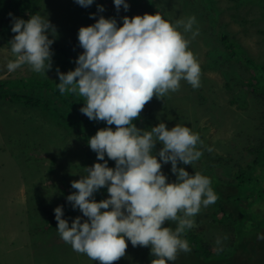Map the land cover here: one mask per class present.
Returning a JSON list of instances; mask_svg holds the SVG:
<instances>
[{"label":"clouds","instance_id":"obj_1","mask_svg":"<svg viewBox=\"0 0 264 264\" xmlns=\"http://www.w3.org/2000/svg\"><path fill=\"white\" fill-rule=\"evenodd\" d=\"M16 2L9 0L6 8L20 9L15 7ZM75 2L87 8L94 0ZM177 2L188 9V18L175 23H171V12L163 9L168 7L166 5L151 11L147 9L143 16H124L122 26H118L115 18L101 15L94 24L78 30L83 52L75 60V69L67 73L56 70L60 93L83 98L84 106L80 112L88 117L86 123L88 120L103 121L108 125L88 139L90 148L84 143L75 154L74 162L71 155L65 157L62 152L57 158L49 136H44L57 164H68L83 174L79 180L71 177V188L76 191L66 199L86 219L82 222L77 216L69 226L68 220L63 218V206H57L54 213L58 234L73 251L98 264H114L124 257L128 241L133 247H149L154 257L151 264L174 262L180 252L188 256L192 250L186 239L191 233L188 230L197 227L195 218L201 207L215 203L219 195L214 191L215 181L211 184L207 177L209 172L204 170L205 166L194 164L203 155L197 147H203L199 134L180 124L169 129L155 114L152 115L153 109H146L145 105L154 96L163 99L170 92L178 91L181 80L194 89L199 88L201 63L207 68L214 60L219 61L218 67L229 65V55L210 57L218 47L209 50L211 53L205 54L203 61L198 55L195 59L189 50L190 41L183 33L192 32L193 39L210 35V30L204 28L206 20L213 14L224 20V15L233 7L244 10L256 22L258 14L259 20L264 22V10L259 6V0ZM114 5L117 12L121 7L125 11L129 9L126 0H114ZM43 8L39 5L38 15L31 16V10L26 12L27 20L15 18L11 28L15 35L8 43L0 34L2 46L9 44L14 57L6 65L9 72L24 65L42 76L51 70V45L55 37L49 39V34L55 33V28L50 20L41 16ZM97 8L99 12L105 10L102 5ZM95 15L90 14V18ZM242 23H246V19H242ZM194 24L199 27L196 31H193ZM226 33L229 42L236 38L233 33ZM225 34H217L220 44ZM3 81L5 78L1 81L5 89L11 88ZM7 100L15 102L13 97ZM40 120L45 121V116ZM134 120L141 128L133 123ZM63 131L65 136L78 134L74 130L67 132L65 127ZM37 139L40 137L32 141ZM157 143L162 145L158 153ZM90 149L96 153L97 160L103 162L93 163ZM206 150L211 152L212 148ZM21 152V159L30 160L26 149ZM108 162L109 166L115 167H109ZM187 166L188 171L185 170ZM206 167L209 171V165ZM194 168L201 169L203 174H194ZM60 183H65V179ZM102 188H106L108 198L97 202L94 193ZM246 194L254 198L253 193L247 191ZM52 206L41 204V213L52 217L48 213ZM168 222H174L175 229L165 226ZM258 239L264 240V234H258Z\"/></svg>","mask_w":264,"mask_h":264},{"label":"rangeland","instance_id":"obj_2","mask_svg":"<svg viewBox=\"0 0 264 264\" xmlns=\"http://www.w3.org/2000/svg\"><path fill=\"white\" fill-rule=\"evenodd\" d=\"M126 2L129 4V9L125 11L121 7L119 12L115 8L114 0H94V3L87 8L81 7L75 0H39L38 4L44 6L40 11L41 16L50 20L55 28V33L50 32V34L56 37L64 36L63 38L60 37L61 41L70 42V51H73L75 46L81 48L78 41L79 28L94 24L101 15L105 18H115L118 26H122L124 16L130 18L135 15L143 16L147 14V9L151 11L155 7L166 5L168 7L163 9L171 12L169 13L173 16L171 23L188 18V9L181 6L177 0H126ZM7 3H9V0H4L0 5V34L3 36L4 41L8 43L15 34L11 31L12 21L7 18L4 21L1 20V18H5L4 14L6 12L13 11L6 8ZM98 5H102L105 10L99 12ZM30 9L31 6L25 11L28 12ZM92 13L96 14L95 18H90ZM259 18L260 16L257 14L256 22L244 10L233 7L224 15V20H221L220 16L215 14L209 20H206L204 28L210 30V35L196 36L193 39L192 32L183 34L190 41L189 50L193 53L195 59L198 55L203 61L205 54L208 56L211 53L208 51L213 47L225 51L224 46L218 41L217 34L222 36L226 31L233 33L239 43L248 50L244 57L245 60L255 58L256 64L261 66L264 65V22ZM242 19H246V23L243 24ZM198 28L196 24L193 25V31ZM60 29H63L61 35L58 34ZM179 30L183 32V29ZM213 54L215 53L213 52ZM13 59L10 45L3 44L2 46L0 41V77L6 73L3 77L6 81L3 82L11 87L3 88L4 90L0 91V93H4L3 97L8 94L15 98V94L18 95L16 88H25L20 92V96L22 94L29 95L31 93L30 89L34 87H45L42 90L45 96L49 91L54 93V90H57L55 85L59 83V79L56 77L57 73L54 72L57 68L60 71L62 69L56 62L52 61L51 70L46 72V76H42L31 71L27 65L21 66L14 72H9L6 65ZM239 66L242 71L237 79H232L230 78L232 70L217 66L211 71L208 70L207 66H204V63H201L199 88L194 89L187 81L181 80L178 91L170 92L163 99H157L154 96L145 105L146 109H153V115L155 114L161 123H165L169 129L176 124H180L189 127L193 133L199 134L200 139L203 141V147L200 145L197 147L202 150L203 155L194 164L209 165V175L207 177L211 179V184L214 180L235 179L234 172L236 170L231 167L218 166L208 158V155L214 154L213 156H223L229 159V156H234L241 164L248 165L249 159L237 154L241 147L258 138V135H256L259 134L257 127L263 121L261 104L264 103L255 94L251 93V89L245 84V81L257 72L264 75V70L262 72L251 67L248 68L245 62H241ZM247 69H251L250 72ZM236 71L239 72V70ZM2 79H0V82ZM68 94L73 95L74 101L81 103L80 108L84 106L82 97ZM236 98H239V100L236 101ZM22 108L31 110L30 107L23 106L18 102L8 101L6 98L0 101V264H98L86 255L73 251L72 247L60 238L57 231V221L51 222L49 221L50 216L46 217L44 212L41 213V204H53L54 209L57 206H62L63 203L67 204V196L76 191L71 188V177L74 180H79L83 174L73 170L68 164L63 166L53 160L52 151L48 148L44 137L47 135L43 132L45 129H41V133L36 130L30 132L33 123L30 119L32 115L30 113H25V116L22 115ZM76 111V115H84L80 112V109ZM50 114L53 115V113ZM52 121L60 124L61 118L56 116ZM105 123L103 121L88 120L87 124L90 125L87 128L88 131L83 128H75V126L65 127L68 129L67 132L74 130L78 134L87 133L92 137L99 129L106 128L104 127ZM133 123L141 128L136 120ZM112 127L114 130L115 126ZM73 135L68 134V139L75 140L76 136L73 137ZM250 135L253 137L248 138ZM37 137L42 138L44 148L30 146L32 140ZM88 139L86 137L84 140L87 147H89ZM71 143L73 144V142ZM72 144L71 146H73ZM53 145L58 158L63 151V146L57 139H53ZM161 147L162 145L157 143L156 153ZM209 147L212 148L211 152L206 150ZM228 147L230 149H227ZM23 149L27 150L26 154L30 160L25 161L20 158ZM78 152L72 148V162L76 160L75 154ZM16 155L19 156V160H16ZM91 161L93 163L103 162L97 160L96 153L93 151ZM109 167H115V165ZM185 170L188 171V166ZM195 172L203 174L201 169L194 168L193 173L195 174ZM63 175L64 177H62ZM63 179H65V183H60V180ZM254 180L257 181V178L255 177ZM96 201L99 202L100 200ZM212 207L213 204L201 207L195 218L197 224L195 230L202 231L205 237L218 247L226 242L225 236L227 234L224 232V228L215 229L211 225V221L219 226L225 224V220L214 217L211 213ZM64 211L65 209H63ZM77 216L82 218V222L86 219L79 209L71 210L68 215L64 214V219L68 220L69 226H71L72 220ZM257 233L264 234V226L259 228ZM255 241L261 244L258 250L255 248H252L254 249L253 252L249 251L251 249L242 250L243 254L250 252L246 254L250 258L252 257L250 261H244L237 256L231 259L232 262L228 264H263V260L258 259V257L264 253V240L258 239L257 235ZM130 257L131 252L127 247L125 256L114 262V264H126L125 260L129 259L130 261L131 258L136 260L134 257ZM186 258L188 256L184 252H180L177 259L174 262L171 261V264H180ZM190 263L195 264L191 260Z\"/></svg>","mask_w":264,"mask_h":264},{"label":"trees","instance_id":"obj_3","mask_svg":"<svg viewBox=\"0 0 264 264\" xmlns=\"http://www.w3.org/2000/svg\"><path fill=\"white\" fill-rule=\"evenodd\" d=\"M38 1L39 0H17L15 7L18 8L19 6L21 10L18 9L15 11H8L4 14L5 18H1V20L4 21L6 18L10 19L12 22L15 18L27 20L25 16V10L30 8V6V10L32 11L30 15H38L36 14V10L39 7ZM259 6L264 10V0H259ZM62 33L63 29H60V33L58 34L61 35ZM54 37V43L51 45V50L53 52L51 62H56L57 65L62 69L61 72L67 73L70 70H74L76 67L75 60L79 54L83 52V49L75 46L73 51H70V42H67L66 40H64V42L61 41V38L64 36H60L61 38L58 36ZM49 39H52L51 34H49ZM228 40L229 34L226 33L222 37L221 41L225 51L218 48L215 54H210V57L213 55L214 57L229 55V65L226 68L232 70L230 78L237 79L239 73L242 71L241 67L239 66L241 62H245L248 68L251 67L256 71L259 70L263 72L264 65L258 66L254 60L255 58L252 60H245L244 57L248 50L239 43L237 38H234V40L231 42ZM218 65L219 61L214 60V62L208 65V68L214 69ZM221 66L225 67L226 65L221 64ZM236 70H239V72ZM250 70L251 69H247L248 72H250ZM54 73H57V71L55 70ZM56 77L58 78V76ZM36 82L38 83V81ZM245 84L249 86L251 93L255 94L257 98L264 103V75L257 72L248 80H246ZM55 87L57 88V85H55ZM3 88L5 89V84H1L0 82V91L4 90ZM44 88L45 87H34L33 89H30L31 93L27 96L23 94L20 96V92L25 90V88H16L18 95L15 94L16 97L13 99L15 102L31 108V110L22 108V115L25 116V113H30L32 115L30 119L34 124H31L32 128L29 131L35 132L36 130L41 133V129H45V133L49 136V141L53 143V139H57L58 142L63 146L62 154L65 157L70 156L72 148H74L76 152L79 151L81 146L84 145L85 138H90V136H88L87 133L75 134L76 139L71 141L68 139V136H65L63 127L75 126V128H83L88 131L87 128L90 126L86 123L88 117L86 115H76L77 113L75 112H77V109H80L81 103L74 101L73 95H69L68 93L61 94L57 88V90H54V93L49 91L45 96L42 93ZM228 88L231 89V87ZM3 94V92L0 93V101L5 100V98L12 99V97L8 94L3 97ZM238 100L239 98H236V101ZM261 106L263 121L262 124L257 127L259 134L257 133L256 135H258V138H255L256 140L250 142L248 145L241 147L237 154L238 156H243L244 158L249 159L247 162L249 163L248 165L241 164L240 161L234 156H229L231 159L230 160L228 157H216L213 156L214 154L208 155V158L218 166L223 168L231 167L236 170L234 172L235 179L233 180H214L216 185L214 186V191L215 193H219V195L217 196L215 203H213L211 213H213L214 217L224 219L225 224L218 226L215 225L213 221H211V225L215 229H225L224 232L227 234V236H225L226 242H223L221 246L217 247L205 237L202 231H197L195 228L188 230L191 233L186 239L192 250L188 253V258L182 260L180 264H192L190 263V260L195 264H228L232 262L231 259H234L237 256L248 262L252 257L250 258V256H247L246 254L253 252L254 249L252 248H255L256 250L259 249L258 247L261 244H258V242L255 240L257 238V232L259 228L264 226V104H261ZM150 112L153 115V111ZM50 113H53V115ZM43 115L45 116V121L40 120L42 119L41 117H43ZM56 116L61 118L60 124H56L52 121ZM55 126H58L59 130ZM104 127H108V125L105 123ZM10 131H12V129H10ZM73 134L74 133L71 135ZM259 135L262 136L260 137ZM251 137L253 136L250 135L248 138ZM71 142H73V144ZM71 144L73 146H71ZM30 146L44 148L42 138L32 141ZM227 149L230 148L228 147ZM15 157L16 160H19L18 155ZM63 161L71 163L69 161ZM73 167L75 168V166ZM203 168L206 172H208L206 166ZM255 177L257 178V181L254 180ZM247 191L253 193L254 198H249L246 194ZM106 198H108L106 188H102L100 191H98V193H94L95 200H103ZM62 206L63 209H65V215H68L71 210H76L73 209L71 203L69 202H67V204L63 203ZM48 213L52 215V217L50 216L49 221L55 222L56 219L53 206ZM63 218L65 217L63 216ZM165 226L175 229L176 224L174 222H168V224L166 223ZM127 243L131 252V257H134L136 260H133V258L130 257L132 260L129 261V259H126V264H151V261L154 259V257L150 254L149 247H133L130 241ZM243 249L244 251L247 249L251 250H249L250 252L243 254ZM258 259L263 260L264 264V253H262ZM258 259L256 260L258 263H260ZM168 264H171V261L168 262Z\"/></svg>","mask_w":264,"mask_h":264},{"label":"bare ground","instance_id":"obj_4","mask_svg":"<svg viewBox=\"0 0 264 264\" xmlns=\"http://www.w3.org/2000/svg\"><path fill=\"white\" fill-rule=\"evenodd\" d=\"M16 168V167H15Z\"/></svg>","mask_w":264,"mask_h":264}]
</instances>
